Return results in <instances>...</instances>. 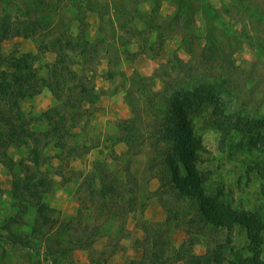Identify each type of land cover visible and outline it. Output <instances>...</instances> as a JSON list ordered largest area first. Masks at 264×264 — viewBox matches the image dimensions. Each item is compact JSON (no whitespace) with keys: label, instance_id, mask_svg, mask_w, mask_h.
<instances>
[{"label":"trees","instance_id":"obj_1","mask_svg":"<svg viewBox=\"0 0 264 264\" xmlns=\"http://www.w3.org/2000/svg\"><path fill=\"white\" fill-rule=\"evenodd\" d=\"M154 2L158 4V0ZM200 8L209 22L215 21L212 17L216 10L211 3L203 1ZM66 10L70 11V15H65ZM92 10L89 0H0V164L6 166L11 174L10 195L16 201L15 215L0 221V262L5 256L10 257L5 245L9 250L19 247L29 252L30 238L36 239L39 246L43 243L46 250L43 256L53 258L55 255L70 254L79 246H92L97 239L107 237L105 246L110 247L108 255L111 256L124 249L122 239L129 237L124 225L127 215L144 205L134 177L127 176L123 180L116 174L110 176L105 169L98 173L96 164L86 175L88 194L96 200L94 202L101 203L100 212L107 209L111 212L109 217L119 220L114 231L104 224L75 227L70 221L64 224L58 220L59 215L55 214L57 209L45 201V196L53 190L56 181L47 177L39 166L49 163L51 148L61 153L66 144L64 139L81 115L78 109L81 108L80 103L89 98L92 90L88 93L89 87L81 88L78 85L79 93L84 98L78 99L79 105L68 102L69 98L66 104L65 101L62 104L64 108L69 104L73 111L59 112L52 106L39 113L28 112L22 104L41 92L42 77L33 67L29 53H22L15 59L4 55L3 42L16 37L36 39L41 49L53 51L55 60L47 66L48 89L54 99L61 100L66 78L74 79L76 76L73 66L79 65L81 60L91 61L103 52L105 49H99V44L102 48L108 46L106 37H93L86 29L84 14ZM52 11L56 17L51 15ZM169 17L175 24L176 16ZM138 20L148 29L155 21L153 17L142 18L141 15ZM192 22L190 19L187 23L191 25ZM73 24L76 32L71 29ZM209 29L202 47V58L203 62H211L213 66L217 55H214L213 30L211 27ZM225 29L231 31L224 25ZM112 47L113 56L118 55L117 43H113ZM104 52V58L111 61L109 52ZM207 53L211 54L207 57ZM160 68L167 74V79H161L163 86L160 91L147 92L150 95L146 100L147 106L151 111H140L134 105L132 95L129 96L131 91L125 94L131 115L122 120L118 128L124 132L120 138L127 145V152H145L146 166L150 172L148 178H156L160 186L166 187V200L175 203L173 207L164 203L167 214L178 209V216L193 230L195 227H209L213 231L230 232L237 225L246 229L251 242L259 247L264 220L258 213L239 210L226 203L221 187L218 193L211 191L212 172L203 167L208 161V151L196 135L194 125L196 120L202 118L215 127L220 133V144L241 133L246 144L264 155V118L244 114V105L236 104L237 97L226 94V80L216 77L210 80L213 73H200L189 61L175 56L162 63ZM141 77L143 80L146 78ZM94 87L92 85L91 88ZM145 114L147 117L150 114L149 119H144ZM143 144L144 151L140 148ZM9 148L18 151L23 148L24 153H19V159L15 160L8 153ZM125 191L129 194L124 195ZM30 210L33 212L28 225L31 237L26 238L19 226L24 223V216ZM81 213L82 209L78 207L76 214L81 217ZM174 226H177V222ZM142 228L146 232V237L139 241L143 248L142 256L126 264H170L178 258L184 259V264H222L225 260L222 245L218 243L215 247L207 246L204 254L194 255L191 248L197 238L192 234L175 249L168 233L170 227H166L164 222H144ZM59 233L61 237L66 235L65 241L59 239ZM26 254L30 255V260L33 258L32 253ZM34 254L40 256L41 253L36 250ZM229 262L264 264V258L255 254Z\"/></svg>","mask_w":264,"mask_h":264},{"label":"rangeland","instance_id":"obj_2","mask_svg":"<svg viewBox=\"0 0 264 264\" xmlns=\"http://www.w3.org/2000/svg\"><path fill=\"white\" fill-rule=\"evenodd\" d=\"M203 1L215 7L214 22H209L201 10ZM89 5L93 10L85 11L86 29L93 37H106L108 46L102 48L99 44L98 48L109 52L108 57L112 60L108 62L103 51L93 60H81L79 65L73 66L76 76L74 79L66 78L61 100L54 99L48 89L47 66L55 60L53 51H44L36 39L24 37L3 42V51L10 59L29 53L33 67L42 77L41 92L22 104L28 112L39 113L52 106L59 112L73 111L69 104L65 108L62 104L64 101L66 104L69 98L68 102L79 105L78 99L82 94L78 85L81 88L89 87L88 93L92 90L88 99L82 97L84 100L80 103L81 108H78L81 115L64 139L66 144L61 153L51 148L49 163L39 168L56 181L53 190L45 196V201L57 209L55 214L59 215V221L64 224L70 221L75 227L104 224L114 231L119 220L109 217L111 212L107 209L100 212L101 203L94 202L96 200L88 194L86 175L96 164L98 173L105 169L110 176L116 174L123 180L127 176L136 179L138 193L144 201L142 210L138 206L134 213L139 219L140 212L147 206L158 205L157 193L146 182L150 179V172L146 166L145 152H127V145L120 138L124 132L118 128V124L131 115L125 100L126 92L131 91L129 96L132 95L134 105L140 111H151L147 106L146 100L150 96L147 92L162 89L161 79L166 80L167 74L160 65L176 56L194 64L200 73H213L210 80L215 77L226 80V94L237 97L236 104L244 105V114L264 118V0H158V4L154 0H89ZM188 5L191 7L188 8ZM51 15L56 17L54 11ZM65 15H70V11L66 10ZM140 15L155 19L152 28L148 29L146 24L139 22ZM169 16H176L175 24L169 20ZM190 19L194 22L188 25ZM224 25L231 31L224 30ZM210 27L213 30L214 55H217L213 66L211 62H203L202 58L205 35ZM71 29L76 32L74 24ZM113 43L119 47L116 56H113ZM141 76H145V80ZM136 111L139 109L136 108ZM149 117L150 114L148 117L144 115V119ZM42 127H46L45 123ZM194 131L208 151V161L203 167L212 172L211 191L218 193L221 187L226 203L239 210L258 213L264 220V155L246 144L241 133L220 144L219 131L202 118L196 120ZM141 146V149L145 148L144 144ZM8 153L17 160L24 149L18 151L9 148ZM259 169L262 171L259 172ZM10 187L11 174L6 166L0 164V221L10 219L16 212V201L10 195ZM128 194L125 191L124 195ZM165 202L168 206L175 205L169 200H164L162 204ZM78 207L82 209L81 217L76 214ZM177 210L172 216L177 226L189 229L197 240H203L206 247H215L216 243L222 245V255L225 257L222 264L255 254L264 258V229L260 231L261 243L256 247L242 227L233 226L230 232L213 231L209 227H195L193 230L178 216ZM182 211L185 212V209ZM130 216L131 213L125 219V227ZM32 217L30 210L24 216V223L19 226L26 238L31 237L28 225ZM58 236L66 240L65 234L61 237L59 233ZM127 240L123 239L122 242ZM129 240L135 244L132 237ZM29 241V252L19 247L9 250L5 245L10 257L5 256L0 264H126L130 260L123 258L121 251L115 253L116 257L114 254L109 256L110 247L105 246L107 237L97 239L92 246H79L70 254L55 255L53 258L43 256L46 253L43 243L39 246L34 238ZM36 250L40 251V256L34 254ZM26 252L32 253L31 260Z\"/></svg>","mask_w":264,"mask_h":264},{"label":"crops","instance_id":"obj_3","mask_svg":"<svg viewBox=\"0 0 264 264\" xmlns=\"http://www.w3.org/2000/svg\"><path fill=\"white\" fill-rule=\"evenodd\" d=\"M148 183L149 185H152V190H154L158 195V205H149L147 206V208L143 209V211L140 212V219L138 216L136 217L134 213H132L128 218L126 222V229L129 231V237L125 238L126 240L128 239L126 242H122L124 251H121V256L123 258H129L130 260H138L142 256L143 248L139 244V241L143 240L146 237V232L142 228V223L144 222L153 223L161 221L164 222L166 227H170L168 233L170 234L171 244L175 249L179 248L182 242L191 235L189 229L182 226L179 227V225L174 226L176 221L172 219L173 212L172 214H167L165 205L162 204V202H164V200H166L168 197L167 188L164 186H160L156 178H150ZM130 237L133 238L135 244L131 243V240H129ZM206 249L207 247L204 244L203 240L198 239L197 242L192 245L191 251L194 255H202L205 253ZM116 255L117 254H114L113 256L116 257ZM170 264H184V259L178 258L172 261Z\"/></svg>","mask_w":264,"mask_h":264}]
</instances>
